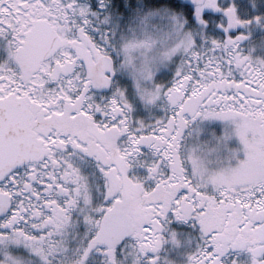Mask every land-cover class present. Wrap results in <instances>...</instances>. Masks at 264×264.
I'll return each mask as SVG.
<instances>
[{
    "label": "snow or ice",
    "instance_id": "snow-or-ice-1",
    "mask_svg": "<svg viewBox=\"0 0 264 264\" xmlns=\"http://www.w3.org/2000/svg\"><path fill=\"white\" fill-rule=\"evenodd\" d=\"M0 264H264V0H0Z\"/></svg>",
    "mask_w": 264,
    "mask_h": 264
}]
</instances>
